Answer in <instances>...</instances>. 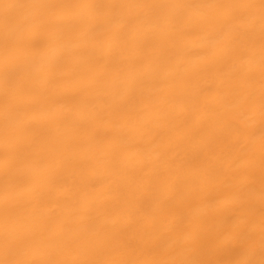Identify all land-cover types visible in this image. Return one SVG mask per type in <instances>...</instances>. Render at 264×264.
Listing matches in <instances>:
<instances>
[{
	"label": "bare ground",
	"instance_id": "6f19581e",
	"mask_svg": "<svg viewBox=\"0 0 264 264\" xmlns=\"http://www.w3.org/2000/svg\"><path fill=\"white\" fill-rule=\"evenodd\" d=\"M4 3H147V4H213L254 2L259 0H3ZM197 9H166L157 15L171 22H153L137 28L129 25L116 35L106 31L97 35L104 40L103 51H92L87 61L65 51L81 47L70 37L56 48L53 60V82L39 87L30 111L34 114L37 144L25 158H13V173L6 177L2 163L3 100L0 90V196L6 179L16 186L19 182L30 187L46 203L56 208L65 221V233L75 230L91 232L95 218L105 214L110 223L114 219L135 223L144 213L159 214L162 200L185 203V223L191 217H206L213 208H223V214L209 221L204 228L219 230L227 219L238 226L247 209L233 203L229 178L233 164L249 146L247 136H237L239 121L226 118L223 109L213 99L220 84L211 67L214 57L221 55L214 30L200 31L195 38L175 46L180 26L175 17L195 14ZM86 14V13H85ZM126 15H135V12ZM4 10L0 8V19ZM37 39H40L37 37ZM254 74L255 112L254 166L260 168L259 117V32L255 37ZM49 55L52 49H48ZM145 54L149 59H145ZM29 68L40 66V57L28 53ZM4 50L0 45V82L3 78ZM126 60L121 71L120 61ZM181 64L180 78L169 74L170 68ZM228 65H239L234 58L223 54ZM207 66V67H206ZM206 69V70H205ZM135 71L131 79L127 72ZM245 71H248L246 69ZM111 73L115 77L110 78ZM199 73L195 78L193 74ZM89 80L97 81L84 97L77 96ZM129 85L127 93L121 84ZM134 95L139 103L131 105ZM100 114L91 113L92 108ZM143 110L148 118L138 113ZM179 177L172 187L171 182ZM52 195L49 197L48 192ZM259 183H256L255 222L259 235ZM0 214V235H2ZM29 223L26 227H31ZM174 235V234H173ZM191 232L183 233L190 238ZM130 241L137 249L154 241L151 229L130 233ZM209 258H230L227 250L217 252L215 246L205 249ZM3 258L0 252V259ZM26 258H73L58 253L49 256L34 248ZM79 258H100L98 253L83 248ZM255 259H260L259 245Z\"/></svg>",
	"mask_w": 264,
	"mask_h": 264
},
{
	"label": "snow or ice",
	"instance_id": "6c2138e0",
	"mask_svg": "<svg viewBox=\"0 0 264 264\" xmlns=\"http://www.w3.org/2000/svg\"><path fill=\"white\" fill-rule=\"evenodd\" d=\"M4 15L0 19V45L4 50L3 78L0 82L3 100V145L2 163L6 177L13 173V158H27L37 144L36 120L30 111L37 98L39 87L53 82V60L58 59L55 50L64 41L74 37L81 47L65 50L79 56L86 62L92 51H103L106 31L116 35L129 25L142 28L153 22H171L170 18L157 15L166 9H197L195 14L173 18L180 28L175 46L190 40L203 30L213 29L214 38L220 44L221 55L214 57L211 67L216 71L220 84L213 99L223 109L226 118L239 121L236 135L247 136L249 146L234 162L229 178L233 203L247 209V215L238 226H232L227 219L216 231L204 228L209 221H215L223 214V208L216 207L206 217H191L185 223L183 201L162 200L159 214L144 213L135 223H110L105 214L95 218L91 232L75 230L65 233V221L58 216L56 208L42 203L34 191L23 183L16 186L6 179L0 196L2 214V235L0 264H264V0L254 2L213 3V4H147V3H4L0 0ZM135 12V15H126ZM86 13V14H85ZM259 32V117H260V168L254 166V132L252 123L255 112L254 74L250 68L255 59V37ZM39 37L40 39H37ZM52 49L51 56L48 49ZM29 50L40 57V66L29 68ZM223 54L238 63L228 65ZM145 59H149L145 54ZM121 71L126 69V60L120 62ZM207 67V66H206ZM181 64L169 69V74L180 78ZM248 69V71H245ZM206 70V69H205ZM135 71L127 72L131 79ZM110 78L115 77L111 73ZM199 73L193 74L192 78ZM97 81L89 80L77 93L78 98L96 86ZM129 85L121 84V92L127 93ZM131 105L139 103L134 95L128 97ZM91 113L100 116L93 107ZM139 115L148 118L141 110ZM179 177L171 182L172 187ZM259 183V235L255 222L256 183ZM52 195L51 190L48 196ZM31 223V227H26ZM151 229L154 241L142 249L133 247L129 234ZM191 232L190 238L183 233ZM174 234V235H173ZM259 245L260 259H255ZM215 246L217 252L228 251L230 258H209L205 249ZM87 247L98 253L100 258H79L80 251ZM34 248L49 256L58 253L73 258H26Z\"/></svg>",
	"mask_w": 264,
	"mask_h": 264
}]
</instances>
